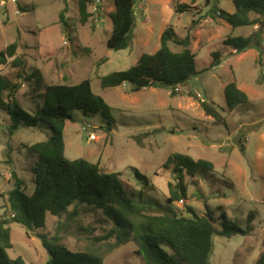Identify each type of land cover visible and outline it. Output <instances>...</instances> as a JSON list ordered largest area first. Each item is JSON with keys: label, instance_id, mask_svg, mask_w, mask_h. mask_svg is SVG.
I'll list each match as a JSON object with an SVG mask.
<instances>
[{"label": "rangeland", "instance_id": "374dc122", "mask_svg": "<svg viewBox=\"0 0 264 264\" xmlns=\"http://www.w3.org/2000/svg\"><path fill=\"white\" fill-rule=\"evenodd\" d=\"M16 1L3 0L2 5L0 0V51L17 42V56L24 59L26 73L39 71L49 84L77 85L90 79L94 94L111 109L109 119L74 112L75 121L68 122L64 131L67 158L120 173L129 195L154 211L187 216L188 206L199 215L210 209L218 229L223 214L243 229L250 222L248 235L214 237L210 263L255 264L264 250V34L261 46L242 54L227 48L224 41L229 36L248 37L257 26L254 31V27L233 29L214 15L218 9L233 13L231 0H188L199 6L184 14L174 9L181 0H140L131 46L114 51L106 45L113 28L114 0H103L100 23L91 16L86 24L80 22L79 0ZM170 26L178 38H191L189 49L196 54L198 71L177 95L164 86L138 92L128 86L102 89L103 77L128 70L143 54L155 53ZM170 48L183 50L172 44ZM217 52L221 65L211 67L212 54ZM10 73L15 72L9 64L0 66V74ZM231 83L249 98L233 112L225 100V88ZM30 86L23 85L17 98L25 109L34 111L42 100L31 96ZM201 102L220 119L207 116ZM7 120L0 112V220L8 221L12 173L26 181V191L32 194L36 158L29 147L45 141L49 133L23 129L11 135ZM176 153L208 161L214 170L198 172L196 182L186 176L189 199L171 203L168 185L175 183L174 166L164 169L163 165ZM69 213L62 218L49 215L40 230L12 222L9 256L21 257L26 264H46L49 254L38 237L43 234L50 240L60 238L73 251L94 250L103 264H145L133 242L110 251L114 239L100 212L73 214L72 207Z\"/></svg>", "mask_w": 264, "mask_h": 264}, {"label": "trees", "instance_id": "16d2710c", "mask_svg": "<svg viewBox=\"0 0 264 264\" xmlns=\"http://www.w3.org/2000/svg\"><path fill=\"white\" fill-rule=\"evenodd\" d=\"M93 0H79L78 10L81 24H86L92 13L89 6ZM234 12L218 9L214 15L233 29L255 27L257 30L248 37H228L224 45L242 54L253 47L261 46L264 34V0H231ZM140 0H114L112 13L113 28L107 40V48L114 51L128 49L132 44V31L136 23L135 13ZM177 2L175 12L184 14L196 8ZM199 6V5H197ZM218 8V7H217ZM254 16V18H252ZM170 44L183 48L177 52ZM191 38L180 39L173 27L162 33L159 46L153 54H143L138 63L128 70L113 72L101 80L103 90L128 86L131 92L146 88L164 86L177 95V89L184 87L197 76L196 54L189 49ZM18 43L14 42L0 51V66L10 65L15 73L0 74V112L8 120L11 135L23 129L47 131L45 141L29 147L36 158L31 170L34 190L26 191V181L12 173L14 186L8 193L11 220H0V264H26L23 258H11L8 250L11 241L12 222L21 224L28 230L46 227L49 215L62 218L73 207V214L79 210L100 212L110 226L109 236L114 239L109 244L110 251L133 242L145 264H211L214 252V237L231 238L248 235L246 229L232 222L225 214L221 229L210 209L206 215H199L192 207H187L185 215L170 211H154L139 204L125 190L120 173L104 172L100 164L84 159L67 158L64 131L68 122H74V112L85 116L101 114L109 119L110 107L102 96L94 94L91 80L85 79L77 85L49 84L39 71L27 74L24 59L17 56ZM211 67L221 65L220 53H213ZM12 61L9 62V60ZM30 83L31 96L39 99L36 110L25 109L18 101L17 94L23 85ZM226 106L233 112L239 105L249 101L248 95L231 83L225 88ZM207 116L220 119L218 113L206 102H201ZM174 166L175 183H170L168 202L189 199L185 177L195 181L197 173L213 171L214 165L205 160H194L183 154L169 156L164 169ZM138 178H144L135 171ZM196 182V181H195ZM43 248L49 254L46 264H103V257L94 250L73 251L61 243L60 238L48 239L38 236ZM264 249V239H263ZM255 264H264V250Z\"/></svg>", "mask_w": 264, "mask_h": 264}, {"label": "built area", "instance_id": "2783aa9c", "mask_svg": "<svg viewBox=\"0 0 264 264\" xmlns=\"http://www.w3.org/2000/svg\"><path fill=\"white\" fill-rule=\"evenodd\" d=\"M13 3H17L16 0H11ZM2 5L5 4V2H3L2 0ZM103 0H93L89 6V8L91 9V13H92V16L95 17L96 21L97 22H101V20L99 19V15H100V12L102 11V7H103ZM178 90V89H177Z\"/></svg>", "mask_w": 264, "mask_h": 264}, {"label": "crops", "instance_id": "0c3cea01", "mask_svg": "<svg viewBox=\"0 0 264 264\" xmlns=\"http://www.w3.org/2000/svg\"><path fill=\"white\" fill-rule=\"evenodd\" d=\"M177 1H179V0H177ZM162 3V2H161ZM181 3H185V4H188V5H191V4H193V2H188V0H181ZM190 3V4H189ZM219 3V2H218ZM198 5V4H197ZM140 8H142V5H140ZM102 9H103V7H102ZM230 13V12H229ZM232 13V12H231ZM226 23V22H225ZM136 26V25H135ZM256 28L254 27L253 28V31L255 30Z\"/></svg>", "mask_w": 264, "mask_h": 264}, {"label": "water", "instance_id": "95a60500", "mask_svg": "<svg viewBox=\"0 0 264 264\" xmlns=\"http://www.w3.org/2000/svg\"><path fill=\"white\" fill-rule=\"evenodd\" d=\"M134 27H135V25H134Z\"/></svg>", "mask_w": 264, "mask_h": 264}]
</instances>
